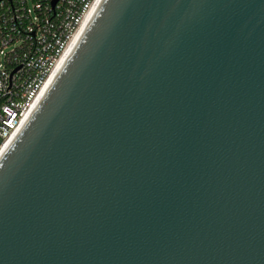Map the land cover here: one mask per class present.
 <instances>
[{
    "label": "water",
    "instance_id": "1",
    "mask_svg": "<svg viewBox=\"0 0 264 264\" xmlns=\"http://www.w3.org/2000/svg\"><path fill=\"white\" fill-rule=\"evenodd\" d=\"M0 264H264V0H103L0 158Z\"/></svg>",
    "mask_w": 264,
    "mask_h": 264
},
{
    "label": "built area",
    "instance_id": "2",
    "mask_svg": "<svg viewBox=\"0 0 264 264\" xmlns=\"http://www.w3.org/2000/svg\"><path fill=\"white\" fill-rule=\"evenodd\" d=\"M99 0H0V152L16 137Z\"/></svg>",
    "mask_w": 264,
    "mask_h": 264
},
{
    "label": "bare ground",
    "instance_id": "3",
    "mask_svg": "<svg viewBox=\"0 0 264 264\" xmlns=\"http://www.w3.org/2000/svg\"><path fill=\"white\" fill-rule=\"evenodd\" d=\"M103 0H99L97 2L96 5L93 6V8L91 9L90 11V14L89 16L87 17L86 21H84L83 25L81 26L80 30L78 31V33L76 34L74 40H73V43L72 45L70 46L69 50L67 51V53L64 55V57L62 58L61 60V63L58 65L57 69L55 70V72L53 73L52 77L50 78L49 82L47 83V85L44 87L42 93H41V97L39 98L38 102L40 101V99H42L43 95H45L46 91L48 90V88L50 87L52 81L55 79L56 75L59 73L60 69L63 67L64 63L67 61V59L70 57V54L72 53V51L74 50V48L76 47V45L79 43L81 37L83 36V34L85 33L89 23L92 21L95 13H96V10L98 9L99 5L102 3ZM99 4V5H98ZM38 104V103H37ZM36 104V105H37ZM36 107V106H35ZM34 107V108H35ZM34 110V109H33ZM32 110V111H33ZM31 111V113H32ZM30 113V114H31ZM29 114V116H30ZM28 116V117H29ZM28 119V118H27ZM8 147V146H7ZM6 147V148H7ZM5 148V149H6ZM4 150H2L0 152V158L2 157L3 153H4Z\"/></svg>",
    "mask_w": 264,
    "mask_h": 264
}]
</instances>
